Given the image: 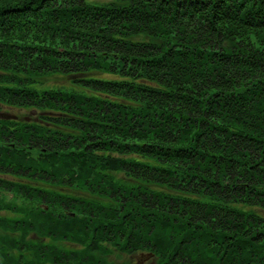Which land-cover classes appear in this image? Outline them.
I'll use <instances>...</instances> for the list:
<instances>
[{"label": "trees", "instance_id": "obj_1", "mask_svg": "<svg viewBox=\"0 0 264 264\" xmlns=\"http://www.w3.org/2000/svg\"><path fill=\"white\" fill-rule=\"evenodd\" d=\"M114 250L264 264V0H0V264Z\"/></svg>", "mask_w": 264, "mask_h": 264}, {"label": "rangeland", "instance_id": "obj_2", "mask_svg": "<svg viewBox=\"0 0 264 264\" xmlns=\"http://www.w3.org/2000/svg\"><path fill=\"white\" fill-rule=\"evenodd\" d=\"M70 77H62L61 75H54V74H42L40 79L37 80L36 87L39 88L41 86L43 87H53L56 89H61L67 86H70ZM4 116H7V118L16 119L18 121L20 120H27V121H37L38 119V112H34V110H12L5 108L3 109ZM7 199H4L6 202L9 201L10 195L6 196ZM110 261L116 264H153L154 261L152 259H145L138 258V261L135 257L122 255L120 252L115 251L112 253V255L109 257Z\"/></svg>", "mask_w": 264, "mask_h": 264}]
</instances>
